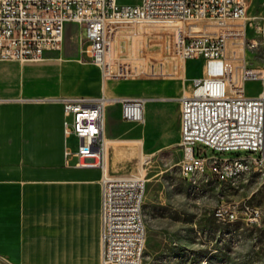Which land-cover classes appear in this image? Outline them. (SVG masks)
Listing matches in <instances>:
<instances>
[{
    "label": "built area",
    "instance_id": "obj_1",
    "mask_svg": "<svg viewBox=\"0 0 264 264\" xmlns=\"http://www.w3.org/2000/svg\"><path fill=\"white\" fill-rule=\"evenodd\" d=\"M0 0V62L38 63L47 52H60L65 28L78 29L82 53L100 72L102 81L164 77L141 56L124 50L137 29L167 28L172 33L173 68L186 60L202 62V76L179 100L180 174L187 182L200 178L219 184L255 172L264 175V55L259 66L247 56L264 52V30L246 38L247 0ZM82 48V47H81ZM171 68V64H170ZM169 75V74H168ZM172 76V74H170ZM261 90L246 94V84ZM64 138L77 139V150L64 148L66 160L78 168L99 169L101 178V264L107 249H116L113 264H142L145 235L135 226L142 215L146 180L143 176H111L106 163V110L119 105L121 119L142 125L147 99L108 97L61 98ZM229 158L201 156L196 145ZM245 153L241 155L240 153ZM219 221L241 219L256 224L260 211L248 205H220ZM0 264H2L0 262Z\"/></svg>",
    "mask_w": 264,
    "mask_h": 264
},
{
    "label": "crops",
    "instance_id": "obj_2",
    "mask_svg": "<svg viewBox=\"0 0 264 264\" xmlns=\"http://www.w3.org/2000/svg\"><path fill=\"white\" fill-rule=\"evenodd\" d=\"M73 27L67 25L65 33ZM82 50L79 46L75 59L71 60L52 58L60 51L45 53L44 60L38 63L0 64L2 264H101L102 174L99 169L76 167V158H64L66 141L73 136L64 138L62 104L58 99L98 98L103 94L145 99L137 94H126V89L119 90L118 87L132 84L125 82L167 77L102 81L99 70ZM191 60L199 64L200 75L191 79L188 91L183 88V94L191 90L193 79L202 76L201 60H186L179 73L169 76L185 80L187 64ZM180 98L177 102L179 137ZM146 99L144 124L149 117L147 107L157 98ZM111 108H117L120 120L126 123L121 119L119 105L109 107L106 110V142L107 116ZM116 142L108 140L106 143L109 173L107 157L111 144ZM102 264H108V258H102Z\"/></svg>",
    "mask_w": 264,
    "mask_h": 264
},
{
    "label": "rangeland",
    "instance_id": "obj_3",
    "mask_svg": "<svg viewBox=\"0 0 264 264\" xmlns=\"http://www.w3.org/2000/svg\"><path fill=\"white\" fill-rule=\"evenodd\" d=\"M247 1L248 39L256 40L264 30V0ZM121 2L128 3L129 0ZM137 32L138 35L131 36L125 44L124 50L133 57L142 55L155 67L154 72L167 75L164 76L167 78L125 82L132 84L118 87L119 90L126 89V94L157 100L147 107L149 117L144 125L123 123L117 108L108 111L107 139L117 142L111 144L107 162L111 176H143L146 180L142 206L145 226L142 264H264V175L255 172L236 182L221 184L204 178L187 183L182 178L177 102L183 95V88L188 91L191 79L200 75V67L191 60L187 64L185 80L170 78V74L177 71L171 60V31L151 27L145 31L138 28ZM79 46L85 47L80 45L79 32L74 26L66 30L61 53L52 58L75 59ZM253 54V60L251 56L247 59L250 66L256 68L264 52L258 47ZM245 88L247 95H256L261 90V83L248 82ZM66 145L72 152L76 151L77 139L69 138ZM195 150L210 158L235 155L216 153L198 144ZM220 205L257 208L260 219L252 225L241 219L233 223L219 221L216 210ZM109 253L108 264H113L117 250Z\"/></svg>",
    "mask_w": 264,
    "mask_h": 264
},
{
    "label": "bare ground",
    "instance_id": "obj_4",
    "mask_svg": "<svg viewBox=\"0 0 264 264\" xmlns=\"http://www.w3.org/2000/svg\"><path fill=\"white\" fill-rule=\"evenodd\" d=\"M106 143L108 144V140ZM239 179H240V175H233L232 180H228V181L236 182ZM142 206H143V202H142ZM133 219H135V226L139 227L140 235H145L144 221H143L142 215H140V212H133ZM237 220L238 219H229L226 221L233 223V222H236ZM108 250H116V249H107V256H108Z\"/></svg>",
    "mask_w": 264,
    "mask_h": 264
}]
</instances>
